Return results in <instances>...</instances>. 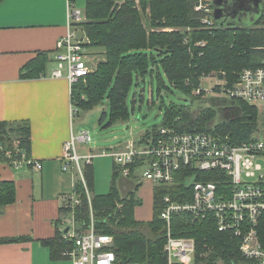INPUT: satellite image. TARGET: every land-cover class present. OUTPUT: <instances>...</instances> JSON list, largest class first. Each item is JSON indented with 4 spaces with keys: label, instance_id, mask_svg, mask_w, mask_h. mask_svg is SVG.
I'll use <instances>...</instances> for the list:
<instances>
[{
    "label": "trees",
    "instance_id": "trees-1",
    "mask_svg": "<svg viewBox=\"0 0 264 264\" xmlns=\"http://www.w3.org/2000/svg\"><path fill=\"white\" fill-rule=\"evenodd\" d=\"M198 3L199 0H140L141 7L138 8L134 0H126L122 5L118 0H86L85 19L77 25L90 40L87 46L102 50V53L93 54L103 59L85 78L73 84L71 97L74 105L88 110L107 100L109 112H105L103 118H109L110 126L130 118L127 98L135 77L154 75L156 68L159 92L166 85L159 71L162 67L169 82L195 101L204 93H194L201 87L203 77L217 73L232 85L238 81L243 69L262 66L264 4L260 18L252 26H220L215 23L216 27L209 29L202 22L207 13L196 10ZM164 25L186 28L184 32L153 30ZM197 41H205L206 45L197 46ZM47 63V53H38L21 68L20 77H39L46 71ZM219 88L215 87L216 90ZM208 103L207 107L199 109L188 103H172L165 109L162 125L173 126L179 131H211L229 135L234 144L251 139L262 125L258 108L244 100L211 96ZM218 117L220 120L216 121ZM153 130H148L145 136ZM15 141L30 157V122L0 121V146L5 148L0 150V161H10L6 151L13 152ZM83 174L86 184L80 177L75 183L80 203L72 206L71 200H67L61 208L63 216L57 220L58 226H63L65 217L73 216L76 229L82 232L89 227L93 216L98 232L114 236L112 249L121 263L166 264V222L160 218L164 208L162 197L168 193L178 199V194L187 188L183 176L173 187L155 188L153 216L149 221H142L135 215L137 207L142 204L137 194L141 183L133 184L125 179L123 185L126 188L119 187L117 179L120 172L115 162L112 185L107 193L94 194L93 163L84 165ZM132 176L135 177L134 169ZM190 192L189 188V195ZM15 200V183L0 181V207ZM172 227L174 235L196 239L199 252L205 253L201 257L204 264H257V261L241 255L240 240L231 232L219 231L212 219L193 222L186 213L174 214ZM64 231L65 228H58L54 237L41 240L53 259H65L62 252L72 246L71 240L63 238ZM22 239L29 238L13 240Z\"/></svg>",
    "mask_w": 264,
    "mask_h": 264
},
{
    "label": "built area",
    "instance_id": "built-area-1",
    "mask_svg": "<svg viewBox=\"0 0 264 264\" xmlns=\"http://www.w3.org/2000/svg\"><path fill=\"white\" fill-rule=\"evenodd\" d=\"M67 2L68 23L76 26L85 17L82 19L81 11L75 9V0ZM196 10L207 13L202 18L206 28L216 27L213 0H199ZM87 44L90 40L86 35L78 38L71 30L59 41L55 57L57 67L52 75L62 77L66 74L71 91L74 83L93 70L86 53ZM196 45L203 47L206 42L197 41ZM212 77L218 79L217 75L210 74L202 80ZM218 81L212 88L217 95L241 99L258 108L263 122L251 139L234 144L229 135L179 131L173 126L162 125L137 141L129 140L120 150L101 153L113 156L120 175L133 184L148 181L155 188L173 187L183 176V183L188 188L178 194L179 198L168 193L162 197L164 208L160 218L166 222V264H204L197 261L199 250L195 238L174 235L173 216L185 213L193 222L212 219L219 231L231 232L240 240L239 249L245 258L264 264V62L258 68L243 69L238 81L232 85L224 78ZM216 86L220 87L219 90L215 89ZM202 91L204 88L200 87L194 93ZM77 112L73 103V116ZM91 139L88 131L72 134L64 143L62 156L63 169L76 170L85 184L81 161L92 163V156H81L77 146ZM4 149L1 145L0 150ZM6 156L17 167L27 163L41 168L39 162L33 161L19 147L18 141L14 142L13 152L6 151ZM133 169L136 178L132 176ZM88 194L91 195L89 191ZM68 199L72 206L80 203L75 188ZM68 227L70 229L63 233V238L71 240L72 246L66 248L62 256L72 264H142L136 261L121 263L112 249L114 236L98 232L93 216L85 231L76 229L73 216L65 220L62 230Z\"/></svg>",
    "mask_w": 264,
    "mask_h": 264
},
{
    "label": "crops",
    "instance_id": "crops-1",
    "mask_svg": "<svg viewBox=\"0 0 264 264\" xmlns=\"http://www.w3.org/2000/svg\"><path fill=\"white\" fill-rule=\"evenodd\" d=\"M76 1L86 5V0ZM79 28L85 36L80 25H69L67 0H0V121L30 122V158L41 164L17 167L0 161V181L16 186L15 202L0 207V239L5 240L0 241V264H66L51 258L41 240L62 229L57 220L77 179L76 170H64L62 165L64 143L75 134L71 86L66 74L54 77L52 72L60 39L70 30L77 35ZM40 52L48 55L46 71L21 78V68ZM143 184L146 201L136 209L138 220H146L140 216L148 218L154 205L155 186L142 181L140 187ZM22 237L29 239L13 240Z\"/></svg>",
    "mask_w": 264,
    "mask_h": 264
},
{
    "label": "rangeland",
    "instance_id": "rangeland-1",
    "mask_svg": "<svg viewBox=\"0 0 264 264\" xmlns=\"http://www.w3.org/2000/svg\"><path fill=\"white\" fill-rule=\"evenodd\" d=\"M137 7L140 8V0H134ZM119 4L122 5L126 0H118ZM75 9L80 10L82 13V19L85 17V1H76ZM85 19V18H84ZM258 19V15L249 14L244 18L243 25L252 26ZM146 22V19H144ZM185 26H169L164 25L159 28H154L156 31H185ZM77 31V37H83L84 34L82 30ZM85 37V36H84ZM83 37V38H84ZM95 50L94 47H86V53L89 55L90 65L95 69L98 63L103 59L98 56V54H91ZM163 76V81L166 84L162 89L158 90V69L156 68L154 75L148 74L145 78L135 77L133 85L130 87L127 103L129 110L131 112L130 118L127 121H118L112 125H108L109 118H103L105 112H109L108 101L105 100L104 103L96 105L91 109L84 110L78 108V112L74 115L73 124L75 135L80 131H88L91 135V140L87 143H78V153L81 156H92V163L95 169V181L96 186L94 188V193H107L109 191L112 179V167L114 163V158L111 155L101 154L104 151L111 152L114 150H120L124 148L129 140H139L148 130H153L154 127L162 126L164 120V112L166 107L172 103L176 104H190L194 109L204 108L209 105L208 101L211 96L221 97L217 95V92H213L212 88L217 84L220 75L213 73L212 78H205L202 80L201 87L204 88V93L201 99L191 100V98L186 95L179 88L174 87L167 79L164 69L161 67L159 70ZM196 94V95H201ZM262 110V105L260 107ZM220 117L216 119L219 121ZM120 147V148H119ZM83 166L85 165L84 160L81 161ZM76 177H80V175ZM132 180H135L131 178ZM125 178L119 175L117 179V184L122 188ZM145 184L141 185L138 189L139 194L142 197V204L139 207H143L145 204V188H142ZM126 186H123V190ZM143 191V192H142ZM151 201H152V195ZM153 216V209L151 206L150 215L140 216L141 219H146L142 221H149ZM71 217V216H69ZM137 217V215H136ZM146 217V218H145ZM205 256V253L198 252L197 261L200 263L201 257ZM66 264H72L70 260L63 259Z\"/></svg>",
    "mask_w": 264,
    "mask_h": 264
},
{
    "label": "water",
    "instance_id": "water-1",
    "mask_svg": "<svg viewBox=\"0 0 264 264\" xmlns=\"http://www.w3.org/2000/svg\"><path fill=\"white\" fill-rule=\"evenodd\" d=\"M263 4L264 0H213V19L220 26H246L242 24L245 16L256 14L259 19ZM69 229V227L65 228L64 233H67Z\"/></svg>",
    "mask_w": 264,
    "mask_h": 264
},
{
    "label": "bare ground",
    "instance_id": "bare-ground-1",
    "mask_svg": "<svg viewBox=\"0 0 264 264\" xmlns=\"http://www.w3.org/2000/svg\"><path fill=\"white\" fill-rule=\"evenodd\" d=\"M88 45V44H87ZM88 47V46H86ZM264 61V60H263ZM91 66V65H90ZM92 72V71H91ZM223 73V72H222ZM68 79V78H67ZM120 148V147H119ZM118 150V149H117ZM113 157V156H112ZM115 162V161H114ZM116 164V163H115ZM188 188V187H187ZM196 240V239H195ZM239 241V240H238ZM198 246V245H197ZM239 247V246H238ZM240 251V250H239ZM242 255V254H241ZM198 258V257H197ZM247 259V258H246Z\"/></svg>",
    "mask_w": 264,
    "mask_h": 264
}]
</instances>
